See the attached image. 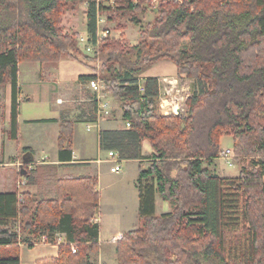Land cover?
Returning <instances> with one entry per match:
<instances>
[{"label":"trees","instance_id":"1","mask_svg":"<svg viewBox=\"0 0 264 264\" xmlns=\"http://www.w3.org/2000/svg\"><path fill=\"white\" fill-rule=\"evenodd\" d=\"M151 1L0 0V87L11 88L9 137H18L19 64L79 62L94 71L80 80L103 81L129 124L99 131L100 148L138 162V227L116 243V264H264V0H162L150 8L153 19L140 26L134 46L106 39L91 58L61 26L66 10L85 6L94 42L98 13L139 26ZM159 61L174 64L180 84L196 86L187 113L157 112L156 79L144 80L139 92V76ZM72 133V122L61 118L60 162L72 159ZM223 134L232 137L239 166L233 178L210 170ZM144 141L152 150L146 157ZM32 162H22L26 175L19 178L32 181ZM39 169L44 194L0 193V264H20L18 245L32 248L41 236L58 250L38 264H90L101 249L97 178L60 177L58 166ZM156 197L168 204L167 213L155 214Z\"/></svg>","mask_w":264,"mask_h":264},{"label":"crops","instance_id":"2","mask_svg":"<svg viewBox=\"0 0 264 264\" xmlns=\"http://www.w3.org/2000/svg\"><path fill=\"white\" fill-rule=\"evenodd\" d=\"M84 7L85 6H83V8ZM85 8L84 11H86ZM120 33L122 34L125 32L121 31ZM134 44H136V42ZM21 67L22 65L20 64L18 66V76H17L16 121L18 128V137L16 141L11 140L9 137L11 88L10 85H7L3 90V94H2V100H3L2 102L4 104L3 107L4 109H3V120L0 121V156L5 158L4 156L6 154V149H5L4 138H6V141L8 143L10 142L17 143L16 144L18 145L16 148L17 152L19 150L22 151L21 153L23 156L20 158L21 163L23 159H25L26 161H30L32 158L33 162L28 164L29 166L31 165V169H35V166L36 167L58 166L57 173L58 176L60 177L65 175L72 177H96L99 183V172H101L102 170L101 166L102 164L108 163L110 161L107 157L108 150H102L100 148L98 132L114 131L116 129L113 126L116 123L115 121H113V119L108 122L103 121L99 124L98 130L94 129L91 131H86V126L91 124V122H93L94 105L92 103V98L94 97V93L88 87V82L90 80L83 81L80 80V78L92 76L94 74V71H92L90 68L76 61H61L57 64H53L51 67L46 66L45 64H36V65L27 64L24 67H25V76L26 77L28 76V80L22 81L21 77L23 75L21 73ZM148 78L156 79L160 87L163 84L174 85L177 82L176 67L174 66V64H172L169 61H159L156 64H154L150 69L145 71L141 76H139V80H141V82H144V80ZM41 88L44 90L46 94H50L51 92L54 91L55 92L59 91V96L56 97L55 99L56 108L51 107L52 108L51 115L44 118L33 117L30 114L26 115V117L23 116L22 112L25 113L27 109V108L25 109V105L30 104L32 102L34 94ZM183 90L186 89L183 88ZM76 95H78V97H76ZM57 101H60V103H58ZM109 102H111L110 105L114 106L113 104L114 101L112 99H109ZM118 110H119V115L121 117L122 113L120 106ZM27 113H30V110L27 111ZM61 118H66L69 121H71L73 124V133H72V142H71V147H72L71 161L60 162L58 159L57 142H58L59 123ZM38 120H53V121L36 122ZM78 125L84 126V131L89 135L86 137H84V135L82 134L80 135V132L78 133L77 131ZM45 143H48L50 146H52L51 151H49V149H44V147H46ZM89 143L91 146L90 149H89ZM35 144H41V147L37 149H41L40 151L44 154L43 157H41L37 161L35 157L36 149L33 147ZM25 149L30 150L31 154L24 153ZM94 150H96L95 154L97 155H99L98 154L99 150L105 151L106 155L104 157L95 158L93 157ZM47 152H49L50 154ZM151 153L152 150L149 144L146 141H144L141 147L142 156L146 157V155L148 156ZM7 158H9L10 160L12 157L7 156ZM13 161H8L7 163H4L5 161H1L2 163H0V165H2L1 167H4L6 165H14V163H12ZM120 161L122 163L129 161L135 162L136 160H120ZM93 165H95L96 168H92ZM4 184L5 182L2 179V181H0V187L3 188ZM45 188H46L45 185H41L38 187L35 186V191H33L32 189H28L25 190V192H29L32 194H40V193L44 194L46 191ZM97 191H98V186H97ZM13 192H16L15 187ZM167 206L168 204L166 202H163L156 197L155 214L159 215L162 213H167L169 211V208H167ZM137 212H138V207H137ZM119 232H115L112 236L123 235L124 233H126V231H119ZM101 236H102V232L100 227V234H99L100 243H102L103 241V239H101ZM18 248H19L20 264H38V261L42 259L48 257H55L57 255V250H58L56 245H43V246H34L32 248H27L25 245L19 244ZM101 254L102 253H99L98 257L101 256Z\"/></svg>","mask_w":264,"mask_h":264},{"label":"rangeland","instance_id":"3","mask_svg":"<svg viewBox=\"0 0 264 264\" xmlns=\"http://www.w3.org/2000/svg\"><path fill=\"white\" fill-rule=\"evenodd\" d=\"M160 1L162 0H157V3L155 4H153V0L151 1V4L149 5V7H146L147 11L144 14H141L139 16V19H140L139 26H135L129 23L127 17L120 19L119 16H117L118 18H116L114 22H110L109 17L112 12L105 11V12H102V15L101 13H99V15L102 16L101 20H103V22L98 23V27L108 28L112 32V36L108 38L107 40H118L119 42H122L123 44L134 46L135 45L134 43L137 42L140 26L142 27V25H144L146 22H149L153 19L154 12H152L150 8L152 7L155 8L156 6H158ZM103 6H107V4H103ZM84 8L83 6H79L73 10H66L62 16L61 26L65 32H68L69 34H76L77 38H76L75 44H76L77 50L82 55L91 58V56L85 54L82 51L83 50L82 44L86 45V42H88L86 40L89 39L88 38L89 35L86 31V13H84L86 11H84ZM116 24H120L123 28L118 30L116 28ZM121 31L125 33L121 34L120 33ZM80 40H82L81 41L82 43L80 42ZM62 61H71V60L63 59ZM57 63H46L45 65L51 67L53 64H57ZM27 64L36 65L38 63H21L22 65L21 73L23 75L21 77L22 81L28 80V76L27 77L25 76V67H24ZM98 65L99 64L96 63V64H93L92 66L98 69L99 67ZM101 82L104 84L103 81ZM139 84H142V82L139 81ZM6 86L0 87V96H1L0 97V121L3 120L4 104L2 102L3 101L2 94ZM183 88L186 90H183ZM195 90H196V86L190 80H185L182 84H180L177 81L176 84L174 85L173 84L161 85V87L159 88V96L157 99V102H158L157 112L160 115H163L162 109L161 107H159V104L162 103L164 104V106H166V108L170 110V111L168 110L169 112L172 113V110H173L176 113V114L172 113L173 115H177L180 112L184 114L187 113L188 109L186 106V101ZM58 96H59V91L57 92L54 91V92H51L50 94H46L42 88L39 89L34 94L32 102L30 104L25 105V109L26 108L27 109L25 113L22 112L23 116L26 117V115L30 114L33 117H37V118L48 117L49 115H51V109L56 108L55 99ZM76 97H78V95H76ZM107 99L108 101L109 99H112L114 101L113 104L115 107L111 105L110 117L106 118L105 120H101V122L103 121L108 122L113 119V121H115L116 123L113 127L116 130L125 129L124 123L122 122L121 117L119 115V110H118L119 103L115 101L110 95H108ZM28 109L30 110V113H27V111H29ZM97 128L99 129V127ZM77 131L78 133L80 132V135L81 134L84 135V137L89 135L88 133L84 131V126L82 125L77 126ZM4 140H5L6 154L4 156L5 158L0 156V163H2L1 161H5L4 163H7L8 161H13L14 159L15 160L12 162L14 163V165H6L4 167H1L2 165H0V181H2L3 179V181L5 182L4 187L3 188L0 187V193L13 192L14 187L16 188V191L18 193H21V192L24 193L25 190H28V189H32L33 191H35V186L38 187L41 185H45L42 179L43 171L39 169V166L37 167L35 166V169H27V170H30L32 173L31 174L32 181H30L29 179H25L24 180L25 185L19 186V183L23 182V180L22 178H19V176H17L19 175V168H17V166L15 165L18 163H21L20 158L23 156L21 153L22 151L21 150H19L18 152L16 151V148L18 146L16 145L17 143H14V142L8 143L6 141V138H4ZM45 146L46 147L43 146L44 149H49V151L52 150V146H50L48 143H45ZM33 147L36 149L35 157L37 161L41 157H43L44 154L40 151L41 149H37L41 147V144H35ZM90 147L91 146L89 143V149ZM226 149L233 150V141L230 135L223 134L220 137L221 155H222V152ZM95 152L96 150H94V156H93L95 158L104 157L106 155L105 151L99 150V153H98L99 155L95 154ZM7 156L12 157L13 159L11 158L9 160ZM220 157L213 162L212 166L210 167L211 172L220 178L236 177L239 172V166L235 163L234 165L233 164L229 165L227 164V162L221 160ZM145 164L147 165L146 162ZM137 166H138L137 161L122 162L121 172L120 171L116 172L114 170V164L110 162L102 164L101 166L102 170L101 172H99V183H98V192H99L98 219H99V222L98 221L97 222L100 224L101 232H102L101 239H103V241L101 243V249L99 252L102 254L99 257H92L90 259V264H116V260L114 256L115 254L114 248L118 241L114 243L111 240H116V238H120L122 237V235H118V236H112V235L115 232H119V231L127 232L131 230H135L138 227V217H137L138 195H137V190H136ZM92 168H96V166L93 165ZM14 183H15V186H14ZM119 233H122V232H119ZM40 238H42V236ZM34 245L43 246V245H50V244L48 243L36 244L35 243Z\"/></svg>","mask_w":264,"mask_h":264},{"label":"built area","instance_id":"4","mask_svg":"<svg viewBox=\"0 0 264 264\" xmlns=\"http://www.w3.org/2000/svg\"><path fill=\"white\" fill-rule=\"evenodd\" d=\"M155 3H157V0H153V4H155ZM101 19H102V16H100L98 13L97 14V21H96V33H95L94 42H91L90 39H88V40H86V41H88V42H86V45L82 44V49H83L82 51L91 57L95 56V51H96L99 43L112 36V32L108 28L98 27V23L103 22V20H101ZM81 41L82 40H80V42ZM88 87L94 93V97H93L92 102H94V104H95V108H94L95 121L86 126V131H91L94 129L98 130L97 127H98V124L101 122V120H105L106 118L110 117L111 105L107 99L108 94L105 90V85L100 80H94V79L90 80L88 82ZM138 89H139L140 93H143L144 89H143L142 84H139ZM57 102L60 103V101H57ZM159 107H161L162 113L165 116L170 115L172 113L176 114L173 110H172V113L169 112L170 110L168 108H166V106H164V104H162V103L159 104ZM124 128L128 129L129 124L125 123ZM107 157H108L109 161L114 164V170L116 172L120 171L121 170V165H120L121 161L119 160V158H117V155L113 151H108ZM220 159L227 162V164H229V165H231V164L234 165L233 150H231V149L224 150L222 152ZM21 165H22V163H18L15 166L19 167ZM28 169H31V165L28 166ZM22 180H23V182L19 183V186L25 185L24 179H22ZM96 221H98V220H96ZM120 238H116V240H111V241H113L115 243V242L119 241ZM45 243H47L46 238L44 236H42L39 244H45ZM71 251H72V253H75L76 252L75 247L72 246Z\"/></svg>","mask_w":264,"mask_h":264},{"label":"water","instance_id":"5","mask_svg":"<svg viewBox=\"0 0 264 264\" xmlns=\"http://www.w3.org/2000/svg\"><path fill=\"white\" fill-rule=\"evenodd\" d=\"M30 161H32V158H31ZM22 162H27V161L25 159H23ZM19 175L22 176V177H24L26 175V171H24V169L22 168V166L19 167Z\"/></svg>","mask_w":264,"mask_h":264}]
</instances>
